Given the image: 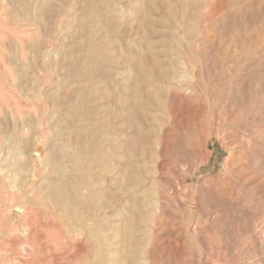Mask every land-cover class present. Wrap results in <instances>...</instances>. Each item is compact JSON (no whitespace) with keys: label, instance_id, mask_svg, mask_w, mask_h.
I'll list each match as a JSON object with an SVG mask.
<instances>
[{"label":"rangeland","instance_id":"rangeland-1","mask_svg":"<svg viewBox=\"0 0 264 264\" xmlns=\"http://www.w3.org/2000/svg\"><path fill=\"white\" fill-rule=\"evenodd\" d=\"M0 264H264V0H0Z\"/></svg>","mask_w":264,"mask_h":264},{"label":"bare ground","instance_id":"bare-ground-1","mask_svg":"<svg viewBox=\"0 0 264 264\" xmlns=\"http://www.w3.org/2000/svg\"><path fill=\"white\" fill-rule=\"evenodd\" d=\"M56 191H57V190H56ZM13 208H14V207H13ZM15 208H16V206H15ZM15 208H14V209H15ZM17 210H18L19 212H20V211L22 212V210H19V209H17ZM18 216H19V215H18Z\"/></svg>","mask_w":264,"mask_h":264}]
</instances>
